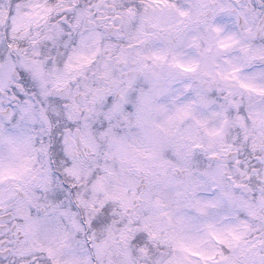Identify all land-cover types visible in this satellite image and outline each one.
<instances>
[{"label":"snow or ice","instance_id":"snow-or-ice-1","mask_svg":"<svg viewBox=\"0 0 264 264\" xmlns=\"http://www.w3.org/2000/svg\"><path fill=\"white\" fill-rule=\"evenodd\" d=\"M0 264H264V0H0Z\"/></svg>","mask_w":264,"mask_h":264}]
</instances>
